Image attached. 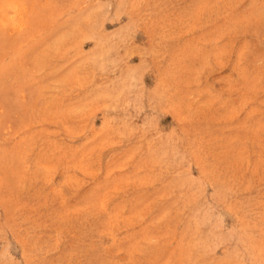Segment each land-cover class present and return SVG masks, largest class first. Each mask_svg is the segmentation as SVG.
I'll use <instances>...</instances> for the list:
<instances>
[{
    "label": "rangeland",
    "instance_id": "obj_1",
    "mask_svg": "<svg viewBox=\"0 0 264 264\" xmlns=\"http://www.w3.org/2000/svg\"><path fill=\"white\" fill-rule=\"evenodd\" d=\"M0 264H264V0H0Z\"/></svg>",
    "mask_w": 264,
    "mask_h": 264
}]
</instances>
